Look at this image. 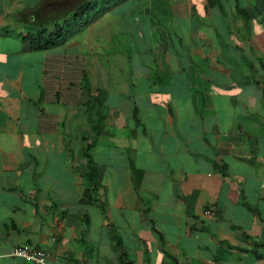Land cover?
I'll return each instance as SVG.
<instances>
[{
    "label": "crops",
    "instance_id": "crops-1",
    "mask_svg": "<svg viewBox=\"0 0 264 264\" xmlns=\"http://www.w3.org/2000/svg\"><path fill=\"white\" fill-rule=\"evenodd\" d=\"M83 1L0 0V264H34L18 247L47 264H264V9L129 0L34 48Z\"/></svg>",
    "mask_w": 264,
    "mask_h": 264
},
{
    "label": "trees",
    "instance_id": "trees-1",
    "mask_svg": "<svg viewBox=\"0 0 264 264\" xmlns=\"http://www.w3.org/2000/svg\"><path fill=\"white\" fill-rule=\"evenodd\" d=\"M129 0H85L83 3L74 10L69 21H66L64 25L58 24V28L54 37L50 35V40H45L44 32L38 35L30 36V40L37 49H45L49 46H57L64 43L67 40V34L75 33L77 31L85 30L88 26L95 23L104 14L111 10L120 7L124 2ZM259 2V7L264 9V0H254ZM259 13L260 10H257ZM264 18V11L260 13ZM246 15V13H245ZM52 37V38H51ZM84 113L86 117V122L91 131V143L86 145L84 151V158L87 162V170L85 172V186L96 195L99 190V177L100 171L98 165L93 157V150L97 145L98 139L103 132L104 121L106 117L105 105L103 102L95 97L85 104ZM223 175H227V171L223 167Z\"/></svg>",
    "mask_w": 264,
    "mask_h": 264
},
{
    "label": "built area",
    "instance_id": "built-area-1",
    "mask_svg": "<svg viewBox=\"0 0 264 264\" xmlns=\"http://www.w3.org/2000/svg\"><path fill=\"white\" fill-rule=\"evenodd\" d=\"M12 256L24 258L34 264H47V254L43 250H29L18 247L12 251Z\"/></svg>",
    "mask_w": 264,
    "mask_h": 264
},
{
    "label": "rangeland",
    "instance_id": "rangeland-1",
    "mask_svg": "<svg viewBox=\"0 0 264 264\" xmlns=\"http://www.w3.org/2000/svg\"><path fill=\"white\" fill-rule=\"evenodd\" d=\"M84 1H85V0H84ZM242 1H243V0H241V2H242ZM245 1H247L248 3H250V4H251L253 0H245ZM247 2H245V3H244V2H242V3H243L244 5H246V4H247Z\"/></svg>",
    "mask_w": 264,
    "mask_h": 264
}]
</instances>
